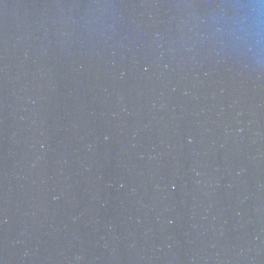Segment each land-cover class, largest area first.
<instances>
[{"label": "water", "instance_id": "obj_1", "mask_svg": "<svg viewBox=\"0 0 264 264\" xmlns=\"http://www.w3.org/2000/svg\"><path fill=\"white\" fill-rule=\"evenodd\" d=\"M230 0H0V264H264V50Z\"/></svg>", "mask_w": 264, "mask_h": 264}, {"label": "clouds", "instance_id": "obj_2", "mask_svg": "<svg viewBox=\"0 0 264 264\" xmlns=\"http://www.w3.org/2000/svg\"><path fill=\"white\" fill-rule=\"evenodd\" d=\"M213 23L220 42L240 54L264 50V0H230L219 6Z\"/></svg>", "mask_w": 264, "mask_h": 264}]
</instances>
